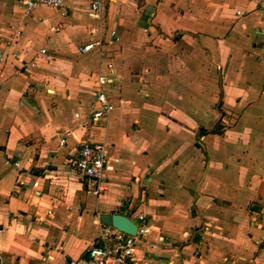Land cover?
<instances>
[{"label": "crops", "instance_id": "crops-1", "mask_svg": "<svg viewBox=\"0 0 264 264\" xmlns=\"http://www.w3.org/2000/svg\"><path fill=\"white\" fill-rule=\"evenodd\" d=\"M90 1L0 0V264L83 260L103 214L146 217L135 264H264V0ZM83 141L99 197L68 167Z\"/></svg>", "mask_w": 264, "mask_h": 264}, {"label": "built area", "instance_id": "built-area-1", "mask_svg": "<svg viewBox=\"0 0 264 264\" xmlns=\"http://www.w3.org/2000/svg\"><path fill=\"white\" fill-rule=\"evenodd\" d=\"M70 0H22V13L25 17L31 15L32 11L39 7L62 8ZM110 0H91L89 5V16L95 21H101L104 5ZM57 30V29H56ZM21 30H17L19 34ZM91 36L97 38L91 42L79 47V52L85 54L95 47L101 46V30L93 28L90 30ZM115 32L110 33L111 38H115ZM45 54V50L41 51ZM35 63L30 66L34 67ZM110 68V65H108ZM110 82L107 75L99 73L96 78L95 98L91 103L92 118L95 121L107 119L114 109V104L110 95L106 92L105 87ZM69 133L63 135L56 132V144L63 147L66 143V137ZM71 173L81 177L89 192L99 197L106 192V173L111 169L104 144L91 143L83 141L79 144V151L75 158H72L68 164ZM38 182L34 183L37 187ZM124 202H120V207ZM141 222L137 225L134 236L125 234L117 229L102 224L100 219L95 220L98 227V237L96 242L91 245L85 254L83 260H71L68 264H135L136 253L139 247L140 239L150 231L146 224V217L142 214L137 215ZM188 236V235H187Z\"/></svg>", "mask_w": 264, "mask_h": 264}, {"label": "water", "instance_id": "water-1", "mask_svg": "<svg viewBox=\"0 0 264 264\" xmlns=\"http://www.w3.org/2000/svg\"><path fill=\"white\" fill-rule=\"evenodd\" d=\"M100 222L111 226L118 231L134 236L137 230V224L128 217L121 214H103L100 216Z\"/></svg>", "mask_w": 264, "mask_h": 264}]
</instances>
